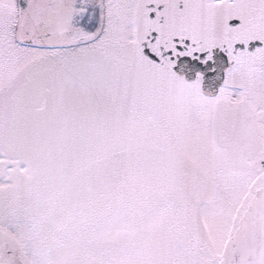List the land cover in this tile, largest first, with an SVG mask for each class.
<instances>
[{"label": "snow or ice", "instance_id": "obj_1", "mask_svg": "<svg viewBox=\"0 0 264 264\" xmlns=\"http://www.w3.org/2000/svg\"><path fill=\"white\" fill-rule=\"evenodd\" d=\"M0 264H264V0H0Z\"/></svg>", "mask_w": 264, "mask_h": 264}]
</instances>
